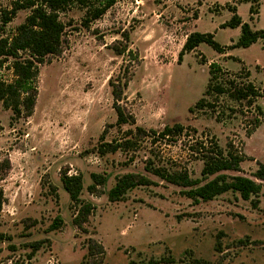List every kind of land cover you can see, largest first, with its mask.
<instances>
[{
  "label": "rangeland",
  "instance_id": "rangeland-1",
  "mask_svg": "<svg viewBox=\"0 0 264 264\" xmlns=\"http://www.w3.org/2000/svg\"><path fill=\"white\" fill-rule=\"evenodd\" d=\"M13 3L0 0V38L13 35L29 12L18 10L4 24ZM226 3L253 29L264 28V0H117L87 26H81L84 11L76 5L59 14L68 25L64 43L60 54L38 64L31 114L11 119L0 105V233L8 237L0 240V264H264V187L252 197L256 204L231 191L193 203L181 187L144 168L152 159L199 177L202 161L194 143L209 139L243 156L239 170L225 171L230 175L250 177L264 163L262 98L248 105L221 97L215 113L190 110L202 97L211 62L226 71L221 78L263 88L264 39L223 53L200 43L177 60L193 31L211 32L221 45L237 39L238 27H221L231 15ZM250 5L258 10L252 19ZM125 45L132 54H117ZM121 71L129 80L120 103L136 125L160 131L181 123L185 128L175 141L132 134L135 144L127 149L97 153L103 132L104 141H120L134 128L115 125L108 79ZM0 77L12 79L9 62L0 65ZM65 171L81 174L80 197L93 206L80 226L72 220L78 207H70L60 180ZM128 172L157 184L108 200L115 178ZM91 173L106 176L94 192L87 190ZM57 215L62 223L51 230Z\"/></svg>",
  "mask_w": 264,
  "mask_h": 264
},
{
  "label": "trees",
  "instance_id": "trees-1",
  "mask_svg": "<svg viewBox=\"0 0 264 264\" xmlns=\"http://www.w3.org/2000/svg\"><path fill=\"white\" fill-rule=\"evenodd\" d=\"M117 0H14V3L4 16L2 22L7 23L18 10L28 9L24 21L16 26L15 32L11 36L0 38V65L9 62L13 77L7 81L0 77V105L11 111V119L18 118L22 114L30 115L36 98V78L38 75V64L43 63L47 56L58 55L62 50L64 43L63 35L66 23L59 19V14L65 12L71 5H76L84 11L81 19V26H87L91 21L100 18L108 8ZM236 2V0H231ZM250 1V0H247ZM231 15L221 24V27L239 28V35L235 41L228 45H221L215 39L211 32L193 31L187 35L182 48L178 52L177 60H181L185 52L193 50L200 43H206L218 53H223L226 49L236 47H247L258 39H264V28L253 29L248 22H245L238 15L235 5L226 3ZM250 18L258 14V10L249 6ZM122 36L128 39L127 33ZM132 54V50L125 45L119 48L117 54ZM137 58V55H133ZM226 72L217 63L211 62L208 67L209 77L202 97L199 98L193 107L197 109H208L211 112L217 111L218 99L226 98L232 102H241L245 100L248 105H252L256 98L260 97L264 101L263 88L256 87L251 81L238 82L234 79H223L221 73ZM248 77V72H245ZM129 78L122 71L115 77L108 79L110 93L112 96V108L116 114L115 125L129 124L133 129L127 130V137L124 139L104 141V132L100 135V142L96 147L97 153L105 154L117 150H125L128 146L135 144L130 139L133 135L149 136L152 139H164L175 141L174 138L182 134L184 126L181 123L165 125L160 131L154 129H144L136 125L135 119L130 112L120 103L123 99L124 90L127 87ZM260 112L259 105H256ZM218 114V113H217ZM259 120L255 122L256 127ZM170 138V139H169ZM193 150L202 161L200 176L193 177L186 169H170L164 165H155L152 159H148L144 165L147 172L154 175L161 181L174 184L181 187L180 193L191 199L193 203L209 201L228 191L237 193L243 200L256 199L262 187H264V163L258 162L257 168L252 175H230L225 171L239 170L240 162L244 159L241 154L232 149L224 151L215 139H209V144L205 141H197ZM198 145V146H197ZM192 146V145H191ZM92 183L87 186V190L94 192L99 184L106 181V176L98 173L90 174ZM60 180L64 190L67 192L70 207H78L77 213L73 217V223L80 226L82 221L86 220L87 215L93 208L89 201H83L81 191L83 182L81 174L69 175L62 172ZM157 184L148 176L139 173H124L115 178L114 184L108 189L107 197L110 201L122 199L124 194L137 186H146ZM4 202L3 190L0 188V210ZM256 204V203H255ZM62 223L60 216H56L49 225V229L58 228ZM6 237L0 233V240ZM39 242L32 244V251L36 250ZM95 248L102 251L101 246L94 245ZM93 247H89L92 250ZM198 263L200 259L192 260Z\"/></svg>",
  "mask_w": 264,
  "mask_h": 264
}]
</instances>
